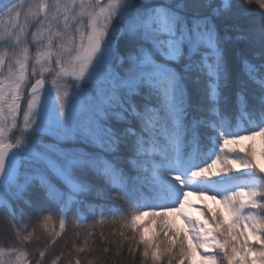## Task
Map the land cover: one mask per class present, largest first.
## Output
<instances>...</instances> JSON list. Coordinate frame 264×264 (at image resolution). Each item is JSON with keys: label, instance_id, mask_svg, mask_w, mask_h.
Wrapping results in <instances>:
<instances>
[{"label": "snow or ice", "instance_id": "snow-or-ice-1", "mask_svg": "<svg viewBox=\"0 0 264 264\" xmlns=\"http://www.w3.org/2000/svg\"><path fill=\"white\" fill-rule=\"evenodd\" d=\"M0 49V264H81L57 238L110 219L151 264H264V165L230 147L264 139V0H0Z\"/></svg>", "mask_w": 264, "mask_h": 264}, {"label": "trees", "instance_id": "trees-1", "mask_svg": "<svg viewBox=\"0 0 264 264\" xmlns=\"http://www.w3.org/2000/svg\"><path fill=\"white\" fill-rule=\"evenodd\" d=\"M25 2L36 3L38 2V0H25ZM241 146L253 147L256 152L257 161L260 164L264 165V157H261V153H264V139L257 136L254 139L244 140L239 145H234L230 147H234L238 150L239 147ZM189 199L190 202L196 206L203 207V205H207L208 208L220 210L223 214L224 221L226 223L231 222L229 213L224 208V206L222 204H218L215 200H211L208 195L200 197L199 194H194L190 196ZM196 215H198V213ZM147 220L148 218L145 217L143 221V223L146 224L147 233L148 235L152 236L153 239H155L159 234L160 223L154 222L149 224L147 223ZM169 220L173 222L174 231L175 230H179L181 232L187 231V224L183 219L180 218L179 215L170 214ZM109 222H113V221L111 219L105 221L103 223L105 225V228L102 230V232H99L97 230V227L102 224H96L95 226H92L91 221H87L86 226L84 228L75 230L76 232L79 233L78 237H74L70 235L69 237H65L63 239L57 238L61 240L59 246L64 247L66 253L68 251H71L74 258L78 256V258L81 261V264H105V259H107L108 264H151L150 261L145 262L142 259L141 257L142 246H140L139 251L135 252L134 256L130 255L127 251L129 242L125 238L120 236V232L126 230L123 229L121 223L119 222L115 221L117 223V226H111L107 224ZM52 224L54 225L55 230L59 231L58 218H53ZM144 230L145 229H142L141 231ZM248 231H250V229ZM39 234L40 231L37 232V235ZM126 234L130 235V233H126ZM247 234L248 232H245V235ZM85 240H87V243H85ZM0 243H2V241H0ZM250 243H254V241H250ZM72 245H75L76 247H85L88 251H86L85 253L77 254L72 248ZM105 247L109 249L107 253L103 251ZM118 248H121V251L123 253L122 257L120 258H117L115 256V253ZM28 251H31V249H28ZM207 251L213 252L216 251V249H208ZM203 255H205L204 251H200L199 255L193 254L192 264H203V261H201L200 259V257ZM164 264H166V261L164 262ZM221 264H224V262H221Z\"/></svg>", "mask_w": 264, "mask_h": 264}, {"label": "rangeland", "instance_id": "rangeland-1", "mask_svg": "<svg viewBox=\"0 0 264 264\" xmlns=\"http://www.w3.org/2000/svg\"><path fill=\"white\" fill-rule=\"evenodd\" d=\"M217 167H219V165H217ZM217 202H219V200H217ZM218 204H220V203H218ZM217 206V205H216ZM219 206V205H218ZM155 222H158V223H160V221L159 220H157V221H155ZM107 224H109V225H111V226H117V223L115 222V221H113V222H109V223H107ZM106 224V225H107ZM105 228V225L104 224H102V225H100V226H98L97 227V230L99 231V232H102V230Z\"/></svg>", "mask_w": 264, "mask_h": 264}]
</instances>
